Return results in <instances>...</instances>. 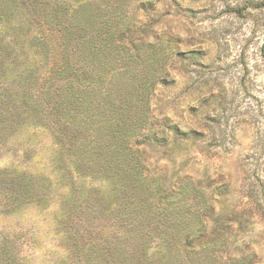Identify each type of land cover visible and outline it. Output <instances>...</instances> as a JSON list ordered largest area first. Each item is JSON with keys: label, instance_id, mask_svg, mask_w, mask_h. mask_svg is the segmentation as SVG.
I'll list each match as a JSON object with an SVG mask.
<instances>
[{"label": "trees", "instance_id": "16d2710c", "mask_svg": "<svg viewBox=\"0 0 264 264\" xmlns=\"http://www.w3.org/2000/svg\"><path fill=\"white\" fill-rule=\"evenodd\" d=\"M161 1L0 0V147L32 127L57 146L49 173L0 168L2 208L57 205L58 264H259L243 236L264 219V162L246 167L241 203L224 179L174 180L144 154L199 135L153 113L179 56L199 54L142 21ZM0 233V264H31L17 234Z\"/></svg>", "mask_w": 264, "mask_h": 264}, {"label": "rangeland", "instance_id": "374dc122", "mask_svg": "<svg viewBox=\"0 0 264 264\" xmlns=\"http://www.w3.org/2000/svg\"><path fill=\"white\" fill-rule=\"evenodd\" d=\"M157 9V14L141 11L140 18L155 19L156 32L176 35L182 51L199 54L185 62L179 56L167 82L157 87L153 113L199 135L181 149L146 143V159L174 180L177 172L224 179L232 199L245 203V169L252 161L264 162V0H165ZM22 145L34 147L29 160ZM56 148L46 129H24L0 147V168L20 164L49 173ZM2 197L0 191V232L17 234L31 264L61 262L68 245L56 221L57 205L32 204L6 212ZM243 239L264 264V219L257 218Z\"/></svg>", "mask_w": 264, "mask_h": 264}]
</instances>
